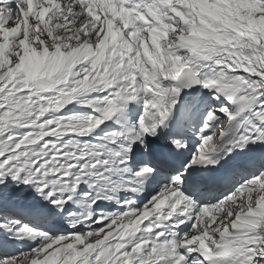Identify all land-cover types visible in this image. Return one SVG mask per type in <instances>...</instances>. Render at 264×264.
I'll return each instance as SVG.
<instances>
[{"label":"snow or ice","instance_id":"6c2138e0","mask_svg":"<svg viewBox=\"0 0 264 264\" xmlns=\"http://www.w3.org/2000/svg\"><path fill=\"white\" fill-rule=\"evenodd\" d=\"M0 264H264V0H0Z\"/></svg>","mask_w":264,"mask_h":264}]
</instances>
